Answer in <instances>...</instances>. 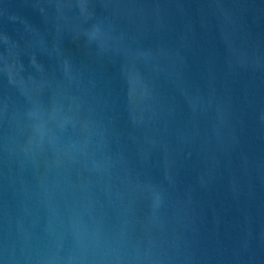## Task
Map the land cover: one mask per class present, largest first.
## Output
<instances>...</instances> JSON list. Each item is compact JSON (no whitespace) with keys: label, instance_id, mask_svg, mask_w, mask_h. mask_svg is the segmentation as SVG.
Masks as SVG:
<instances>
[{"label":"water","instance_id":"1","mask_svg":"<svg viewBox=\"0 0 264 264\" xmlns=\"http://www.w3.org/2000/svg\"><path fill=\"white\" fill-rule=\"evenodd\" d=\"M0 264H264V0H0Z\"/></svg>","mask_w":264,"mask_h":264}]
</instances>
